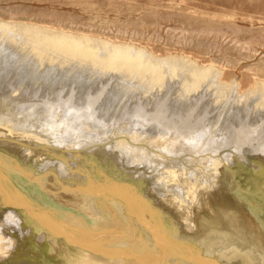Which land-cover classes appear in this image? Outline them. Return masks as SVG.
<instances>
[{"label": "rangeland", "instance_id": "1", "mask_svg": "<svg viewBox=\"0 0 264 264\" xmlns=\"http://www.w3.org/2000/svg\"><path fill=\"white\" fill-rule=\"evenodd\" d=\"M29 28L88 41L102 57L115 48L131 50L135 55L141 52V64L149 71L152 64L159 68L161 82L154 81L150 72L139 75L132 71L129 76L121 71L122 67L98 68L88 60L84 63L82 58L65 57L53 49L47 52L49 63L42 64ZM62 56L66 58L64 67ZM196 69H209V73L194 89L192 75ZM209 131L217 133L210 141L213 149L209 146L208 154L198 155L194 139ZM115 144L119 148L121 144L139 147L148 162L144 166L130 163L119 148L113 155ZM1 154L5 160L9 157V162L17 160L33 169L52 155L69 164L88 167L93 171V181H102L93 182L94 188L81 195L74 192L77 197L72 200L56 196L53 204L62 208L57 212H70L68 218L79 226L90 217L109 227L116 215L132 222L139 220L141 228L155 224L153 229L161 230L164 226L165 241L153 256L150 244L143 239L134 242L131 249L119 243L106 244L107 249L92 245L80 252L73 245H65L37 220L28 221V216L43 204L32 203L23 195L17 198L25 191L14 186L8 190L11 195L2 194L5 201L0 199V264H186L187 260L192 264H264V0H0V157ZM106 154L112 157H104ZM6 163L0 166V179L5 182L9 174L4 169ZM107 169L112 172L107 173ZM42 172H56V166ZM113 172L124 181L116 179ZM76 174L80 178H68L70 186L84 187V173L78 168ZM17 175H12L9 182L18 181L21 177ZM139 175L141 180H135ZM1 180L0 190L4 183ZM122 181H126L125 185ZM53 185L48 181L45 188ZM115 186L117 192L127 194L131 186L134 192L125 194L130 200L123 210L114 208L106 213L95 201H99V192L114 193ZM139 197L146 201L141 202ZM152 200L162 205L169 203L170 208L166 207V215L155 214L148 225L139 207ZM28 202L37 206H29L31 212L27 214ZM205 203L221 206L224 221L220 219L218 224L235 229L225 242L212 230L196 225L199 207ZM84 227L91 235H98L90 226ZM149 228L148 231L152 229ZM32 231L34 235L26 240ZM169 244L181 249L180 255L173 256ZM251 247H255L254 251Z\"/></svg>", "mask_w": 264, "mask_h": 264}, {"label": "bare ground", "instance_id": "2", "mask_svg": "<svg viewBox=\"0 0 264 264\" xmlns=\"http://www.w3.org/2000/svg\"><path fill=\"white\" fill-rule=\"evenodd\" d=\"M4 24V23H3ZM6 25V24H5ZM16 26V25H15ZM4 27V26H3ZM24 29H25V27H24ZM8 30V29H7ZM5 31V30H4ZM20 31V30H19ZM27 31L28 32H31L29 35L31 36V38H33V43L34 44H37L38 45V47H37V45L35 46L36 48H35V52H37L36 53V55L39 57V59H40V61H41V63L42 64H44L45 62H48L49 63V61L51 60V57H50V55L49 54H47V52L50 50V49H53L52 51H54V50H57V51H59V53L62 55L63 54V56H65L66 57V55H67V57L69 56H72V57H75V58H82V59H84V60H86V62H84V63H87V60L92 64V65H94V66H98V68L100 67V66H105V68H109V67H122V69H121V71H123V73H129V74H127V75H131V74H133L134 72H132V71H137V73L139 74V75H142V74H144V73H147V72H150V73H152V74H154L153 76H154V81H159V80H161L160 78H162V76L163 75H161V71L159 70V68H155V67H153V64H152V69L149 71L143 64V62H142V60L140 59L141 57H140V55L139 54H141V52L140 53H137L136 55L135 54H133L132 52H130V51H127L126 49H117V48H115V49H112V50H108V52H107V50H106V54H104V56L102 57V56H100L96 51H95V48L93 47V46H91L89 43H88V41H82L81 39H78V38H75V37H73V36H68V35H66V34H63V33H58V34H56V33H53V34H49V32H45V31H43V32H41L40 30H38V29H36V28H29V29H27ZM33 31V32H32ZM27 33V32H26ZM40 33H42L41 35H40ZM52 33V32H51ZM5 34V33H4ZM20 35V34H19ZM21 36V35H20ZM8 37V36H7ZM11 37V36H10ZM14 38V37H13ZM15 39V38H14ZM84 40V39H83ZM10 41V40H9ZM8 40L6 41L7 43L9 42ZM98 41V40H97ZM11 42V41H10ZM93 42V40L91 41V43ZM95 42V41H94ZM20 43V42H19ZM38 43H40V44H38ZM99 43V42H98ZM42 44V45H41ZM96 43H94V45H95ZM105 44V43H104ZM23 45V44H22ZM102 45V44H101ZM33 46V45H32ZM107 46V45H106ZM19 47V46H18ZM17 47V48H18ZM21 47H23V46H21ZM25 47V46H24ZM46 47V48H45ZM96 47V46H95ZM98 47V46H97ZM109 47V46H108ZM114 47H116V46H114ZM118 47V46H117ZM25 48H27V45H26V47ZM40 50H39V49ZM107 48V47H106ZM110 48V47H109ZM126 48V47H125ZM128 48V47H127ZM131 49H132V47H130ZM20 49V48H19ZM37 49V50H36ZM108 49V48H107ZM111 49V48H110ZM6 50H9V49H6ZM21 50V49H20ZM31 50V49H30ZM134 50V49H133ZM132 50V51H133ZM16 51V50H15ZM25 51H26V49H25ZM32 51H33V49H32ZM51 51V52H52ZM140 50H138L137 52H139ZM24 52V51H23ZM22 52V53H23ZM28 52H29V50H28ZM51 52H49V53H51ZM132 53V54H130V53ZM20 53V52H19ZM27 53V52H26ZM53 53V52H52ZM51 53V54H52ZM55 53V52H54ZM136 53V52H135ZM21 54V53H20ZM25 54V53H24ZM24 54H21V55H24ZM27 54H29V53H27ZM32 54V53H31ZM35 54V53H34ZM15 55V54H14ZM60 55V56H61ZM103 55V54H102ZM9 56V55H8ZM18 56V55H17ZM26 56V55H25ZM25 56H24V58H25ZM29 56V55H28ZM31 56V55H30ZM34 56L35 55H33V58H34ZM52 56H53V54H52ZM56 55H54V57H55ZM57 56H59L58 54H57ZM61 57L63 60H60V61H62V63L63 64H61V63H58L57 62V64H61L62 66L65 64V61H66V58L64 59V57ZM142 56H144V54H142ZM36 57V56H35ZM61 58H59V59H61ZM145 58V57H144ZM20 59V58H19ZM21 59H23V58H21ZM37 59V58H36ZM35 59V60H36ZM39 59H38V61H39ZM53 59V58H52ZM56 59V58H55ZM72 59H74V58H72ZM143 59V58H142ZM150 59V58H149ZM14 60V59H13ZM32 60V59H31ZM75 60V59H74ZM76 60H79V59H76ZM34 61V60H33ZM59 61V62H60ZM68 61H69V59H68ZM67 61V62H68ZM73 61V60H72ZM18 62V61H17ZM23 62H24V60H23ZM34 62H36V61H34ZM70 62V61H69ZM74 62V61H73ZM76 62V61H75ZM81 62V61H80ZM141 62L143 63V64H141ZM158 62V61H157ZM56 63V62H55ZM150 63V62H149ZM160 63V62H159ZM30 64V63H29ZM46 64V63H45ZM52 64H54L53 63V61H52ZM68 64V63H67ZM81 65H83V63L81 62L80 63ZM155 64V63H154ZM35 65V64H34ZM66 65V64H65ZM73 65V64H72ZM79 65V63H77V66ZM90 65V64H89ZM161 65V64H160ZM159 65V66H160ZM33 66V65H32ZM38 66V65H37ZM49 66H50V64H49ZM52 66V65H51ZM61 66V67H62ZM68 66V65H67ZM80 66V65H79ZM84 66V65H83ZM82 66V67H83ZM147 66V65H146ZM14 67V66H13ZM16 67V66H15ZM41 67V66H40ZM52 67H54V65L52 66ZM51 67V68H52ZM58 67V65L56 66V68ZM60 67V66H59ZM58 67V68H59ZM64 67V66H63ZM66 67V66H65ZM69 67V66H68ZM73 67H74V65H73ZM76 67V66H75ZM81 67V66H80ZM87 67V66H86ZM148 67V66H147ZM28 68V67H27ZM33 68V67H32ZM38 68V67H37ZM42 68V67H41ZM46 68V67H45ZM67 68V67H66ZM65 68V69H66ZM79 68V67H78ZM90 68V67H89ZM89 68H88V70H89ZM91 68L93 69V67L91 66ZM97 68V69H98ZM161 68V67H160ZM31 69V68H30ZM39 69V68H38ZM44 69V68H43ZM63 69V68H62ZM74 69V68H73ZM77 69V68H76ZM81 69V68H80ZM82 69H84V68H82ZM91 69V70H92ZM95 69V68H94ZM101 69V68H100ZM111 69V68H110ZM195 69V68H194ZM37 70V69H36ZM35 70V71H36ZM51 70H53V68L51 69ZM59 70V69H58ZM67 70V69H66ZM101 70H104V69H101ZM34 71V70H33ZM61 71V70H60ZM69 71H71L70 70V68H69ZM75 71V70H74ZM79 70H77V72H78ZM90 71V70H89ZM160 71V72H159ZM194 71V74L192 75V76H194L193 78H195V84L193 85V88L195 89V88H197L198 87V85H199V83H200V81L203 79V77L205 76V73L207 74V72L209 73V69H201V71H197V69L196 70H193ZM36 72H38V71H36ZM40 72V71H39ZM64 72H65V70H64ZM76 72V71H75ZM74 72V73H75ZM79 72H81V71H79ZM99 72V71H98ZM109 72H111V70L109 71ZM58 73V72H57ZM68 73V72H67ZM92 72H90V74H91ZM116 73V72H115ZM191 73V72H190ZM213 73V72H212ZM33 74V73H32ZM35 74V73H34ZM71 75L73 74V72L72 73H70ZM118 74H119V71H118ZM28 75V74H27ZM42 75V74H41ZM64 75H66V74H64ZM105 75V74H104ZM126 75V76H127ZM139 75H137V76H139ZM146 75H148V73L146 74ZM145 75V76H146ZM188 75V74H187ZM209 75V74H208ZM215 75H217V72L215 73ZM59 76V75H58ZM88 76V75H87ZM148 77H150V76H148ZM217 77V76H216ZM30 78V77H29ZM125 78V77H124ZM131 78V77H130ZM139 78V77H138ZM147 78V77H146ZM145 78V79H146ZM153 78V77H152ZM187 78V77H186ZM207 78V77H206ZM28 79V78H27ZM54 79V78H53ZM71 79V78H70ZM126 79V78H125ZM144 79V78H143ZM144 79V80H145ZM138 80V79H137ZM147 80V79H146ZM163 80H164V77H163ZM194 80V79H193ZM218 80V79H217ZM59 81V80H58ZM141 81V80H140ZM150 81H152V79L150 80ZM143 82V81H142ZM153 82V81H152ZM159 82H161V81H159ZM21 83V82H20ZM156 83V82H155ZM154 83V84H155ZM58 84V83H57ZM136 84V83H135ZM147 84V83H146ZM145 84V85H146ZM151 84V83H150ZM158 84H160V83H158ZM156 85V84H155ZM148 86V85H147ZM220 86V85H219ZM143 87V86H142ZM260 87V86H259ZM192 88V89H193ZM147 89V88H146ZM122 90V89H121ZM257 90V89H256ZM260 91H262V90H260ZM122 94V93H121ZM121 129V128H120ZM120 131H122V130H120ZM119 131V132H120ZM136 131V130H135ZM117 132V131H116ZM131 132H133V131H131ZM122 133V132H121ZM138 133V132H137ZM136 133V134H137ZM141 133V132H140ZM129 134V133H128ZM139 134V133H138ZM137 134V135H138ZM205 134V133H204ZM217 134V133H216ZM215 131L214 132H208L207 133V135L205 134V135H199L196 139H194L195 141V144H194V150L195 151H197V154L198 155H203L208 149H209V146L212 148V146L210 145L211 143H210V141H212L213 139H215ZM136 135V136H137ZM118 136V135H117ZM122 136H123V134H122ZM131 138L133 137L132 135L130 136ZM129 137V138H130ZM125 138V137H124ZM116 140V139H115ZM143 140V139H142ZM191 140V139H190ZM117 141V140H116ZM139 141V140H138ZM148 141V140H147ZM122 142V141H121ZM131 142V141H130ZM144 142V141H143ZM158 142H159V140H158ZM216 143V142H215ZM117 144V143H116ZM115 144V145H116ZM193 144V143H192ZM213 144V143H212ZM143 145V144H142ZM214 145V144H213ZM146 146V145H145ZM113 147V146H112ZM120 146L118 145H116V146H114L113 147V149L110 147V149H112L111 150V153L113 154V155H115L116 156V154H115V152H116V149L117 150H121L122 149V151H123V154L127 157V160H128V162H130V163H133L134 161H135V163H137L138 165L140 164V165H142V164H145V163H147L148 162V160H147V158H145L146 157V155L144 156L143 154H142V151L140 150V148L139 147H128V146H126V145H122L121 144V148H119ZM119 148V149H118ZM139 148V149H138ZM143 148V147H142ZM181 148V147H180ZM210 148V149H211ZM183 149H185V147L183 148ZM189 149V148H188ZM191 149H193V148H191ZM213 149V148H212ZM211 149V150H212ZM215 150V149H214ZM191 151V150H190ZM216 151V150H215ZM108 152V151H107ZM193 152V151H192ZM191 152V153H192ZM110 153V154H111ZM122 153V152H121ZM145 153V152H144ZM195 153V152H194ZM9 154V153H8ZM196 154V153H195ZM206 154H208L207 152L205 153V155ZM215 154V153H214ZM3 154H1V157H0V166L2 167V165H5V163H6V167H4V169L6 170V171H8L9 172V174H8V172L5 174V175H7L8 174V176H6V182L5 181H2L1 179V181L2 182H4L3 183V185H2V190H0V191H3V192H0V194H1V197H0V199L2 198V194H3V196H4V193L5 194H8V193H10V195H11V191L10 192H8V190H12L13 188H11V187H19L18 189L20 190V191H25V194H22L20 191V195L18 194V196H17V198H19V197H21V195H23V196H26V198H28L32 203H37V204H43L39 209L40 210H38V209H36V210H38L37 212H35V213H31L30 214V216H28L29 218H28V221H31L30 219H35V220H37L38 221V223L39 224H43V226L45 227V228H47L49 231L51 230V231H54L55 233H56V236L57 237H59V238H61V240L63 239V242H64V244L65 245H73L74 246V248H76V249H78L80 252H82L85 248H89V247H91L92 245H97V246H100V247H102V248H104V249H107L106 248V244H114V245H116V244H119L120 243V245H124V246H126V247H128V248H132L133 247V244H134V242H136L137 240H139V239H143V240H145L147 243H149L150 244V253H151V255L153 256V255H155V253H157V250H158V248L157 247H159V244L161 243V242H163V241H165L164 240V231L162 230L163 228H165L164 226L161 228V230H155V229H153V225H155V224H153V225H151V226H149V227H147V226H142L143 228H141L140 227V225L141 224H139L138 222H139V220H137L138 222H132V221H129V219H124V218H120L119 216H117L116 215V220H114V222H112L111 223V225L109 226V227H107V226H103L104 224H99L98 222H99V220H98V222H97V220L96 221H93V219L92 218H90L89 217V219L88 218H86V220H85V223H80V226L79 225H75L73 222H72V220H71V218H70V216H69V218H68V215H70V212H69V214L68 215H66L67 213H65V214H60L59 212H57L58 211V208H60V209H62L59 205H56V207L54 206V204H53V199H55L56 198V196L58 197V196H63L64 198L65 197H67L68 199H71V198H73V197H77V193H80V195H81V193L83 194L84 192H86L85 190H87V191H89V189H92V188H94V186L92 185L93 184V182H100V181H102V180H94L93 181V176H94V174H93V171H89V169H88V167H85L84 165H80V166H78V164H76V163H74V164H69L67 161L66 162H64V161H62L60 158H59V156H50V157H47L46 158V161H44V163L42 164V165H40V166H37L36 168L37 169H33V168H29V166L27 167V166H23L22 164H20V162L19 161H17V160H14L13 161V159L11 160L12 162H9L8 161V156H10L11 158L13 157V156H11V155H6V157H8V158H6L7 160H5V158H4V156H2ZM121 155V154H120ZM114 156V157H115ZM122 156V155H121ZM213 156V155H212ZM104 157H112V156H107V154H106V156H104ZM154 157V156H153ZM14 158V157H13ZM149 158V157H148ZM204 158V157H203ZM221 158V157H220ZM106 159V161L107 160H109V158H104V160ZM113 159V158H112ZM111 159V160H112ZM114 159H116V158H114ZM114 159L112 160L113 162H116V164H119L120 163V161L118 162V161H114ZM34 160V159H33ZM32 160V161H33ZM101 160V159H100ZM226 160H227V158H226ZM225 160V161H226ZM232 160V159H231ZM197 161V160H196ZM205 161H207V160H205ZM213 161V160H212ZM233 161V160H232ZM232 161H229V162H232ZM110 162V161H109ZM113 162H112V164H113ZM200 162V161H199ZM208 162V161H207ZM228 162V163H229ZM13 163V164H12ZM206 163V162H205ZM93 164V163H92ZM104 164V163H103ZM126 164V163H125ZM207 164V163H206ZM224 164V163H223ZM230 164V163H229ZM233 164V163H232ZM97 165V164H96ZM105 165H106V163H105ZM50 166H56V172H51V173H43L42 171H44V170H46V169H48ZM87 166H89V165H87ZM91 166V165H90ZM89 166V167H90ZM93 166V165H92ZM108 166V165H107ZM106 166V167H107ZM113 166V165H112ZM142 166H144V165H142ZM147 166H148V164H147ZM225 166V165H224ZM232 166V165H231ZM100 167V166H99ZM103 167H105L104 165H103ZM110 167H111V164H110ZM114 167V166H113ZM116 167V166H115ZM150 167V166H149ZM158 167V166H157ZM78 168H79V172H81V173H84V175H85V179L86 180H84L85 181V186L84 187H73L72 185L70 186V184H69V180H68V178H72V177H78V178H80V176H78V174H76V175H74V172L76 171V170H78ZM95 168H97V167H95ZM101 168V167H100ZM92 169V168H91ZM108 169H109V166H108ZM107 169V173H108V171H110V170H108ZM110 169H112V168H110ZM114 169V168H113ZM113 169H112V171H113ZM2 170V169H1ZM102 171L101 172H103V168L101 169ZM124 170V169H123ZM74 171V172H73ZM97 171V170H96ZM112 171H110V172H112ZM115 171V170H114ZM3 172H4V170H3ZM3 172H2V174H3ZM99 172V171H98ZM135 172V171H134ZM203 172V171H202ZM97 173V172H96ZM115 173L116 172H113V174H114V177H117L118 175H119V173L117 174V176H115ZM123 173V172H122ZM121 172H120V174H122ZM129 173V172H128ZM132 173V172H131ZM130 173V174H131ZM16 175V174H18L21 178H17L18 179V181H14L15 183H13L12 181L11 182H9V179H11V176L12 175ZM129 174V175H130ZM4 175V174H3ZM17 175V176H18ZM96 175V174H95ZM99 175H101V174H99ZM98 174H97V176H99ZM103 175V174H102ZM106 175V174H105ZM110 175H111V173H110ZM129 175H128V177H129ZM138 175V174H137ZM229 175H230V173H229ZM107 176V175H106ZM125 176V175H124ZM132 176V175H131ZM133 176H136V175H133ZM5 177V176H4ZM100 177V176H99ZM98 177V178H99ZM103 178H104V175L102 176ZM102 177H100V178H102ZM127 177V176H126ZM97 178V177H96ZM99 178V179H100ZM108 178H109V176H108ZM111 178H113V175H111ZM111 178H109V179H111ZM125 178V177H124ZM134 178L135 177H133V180H134ZM138 178H140V175H139V177H137L135 180H137ZM232 178V177H231ZM3 179V178H2ZM12 179H13V176H12ZM16 179V180H17ZM105 179V178H104ZM116 179H118V177L116 178ZM121 179L123 180V178H122V176H121ZM121 179H118V180H120V182H121ZM129 179V178H128ZM131 179V178H130ZM106 180H107V178H106ZM105 180V181H106ZM113 181H114V179H112ZM112 180H110L111 182H112ZM125 180H126V178H125ZM132 180V182H134ZM139 180H141V178L139 179ZM159 180V179H158ZM233 180V179H232ZM48 181H51V182H53V187H51L50 189H47V188H45V186H46V184L48 183ZM75 181H76V179H75ZM78 181V180H77ZM124 181V180H123ZM122 181V182H123ZM130 181V180H129ZM80 182V181H79ZM95 182V183H96ZM109 182V181H108ZM126 182V181H125ZM125 182H123L124 183V185H125ZM136 182V181H135ZM143 182V181H142ZM1 183V182H0ZM102 183V182H101ZM101 183H99L98 184V186L101 184ZM104 183V182H103ZM114 182H112L111 184H113ZM116 183H117V181H116ZM115 183V184H116ZM119 183V182H118ZM128 183V182H127ZM138 183V182H137ZM97 184V183H96ZM110 184V186H112V187H114V184L113 185H111ZM122 184V183H121ZM133 184V183H132ZM136 184V183H135ZM232 184V183H231ZM103 185V184H102ZM118 185V184H117ZM128 185V184H127ZM131 185V184H130ZM141 185V184H140ZM142 185H143V183H142ZM146 185H148V184H146ZM145 185V186H146ZM154 185V184H153ZM159 185H160V183H159ZM158 185V188L160 187ZM164 185V184H163ZM93 186V187H92ZM119 186H120V183H119ZM129 186V185H128ZM133 186V185H132ZM132 186H131V188H129V190L130 191H132V192H134L133 191V189H132ZM149 186V185H148ZM48 187V186H47ZM92 187V188H91ZM105 187V186H104ZM121 187V186H120ZM120 187H118L119 189H121ZM123 187H126V186H123ZM135 187H136V185H135ZM134 186H133V188H134V190L136 189ZM139 187V186H138ZM147 187V186H146ZM151 187V186H150ZM162 187V186H161ZM235 187V186H234ZM49 188V187H48ZM100 188H101V186H100ZM115 188H116V186H115ZM143 188H145V187H143ZM154 188V187H153ZM102 189H103V187H102ZM102 189H101V192H103L102 191ZM105 189V188H104ZM103 189V190H104ZM124 188H122V190H123ZM126 189V188H125ZM125 189L123 190V191H125ZM139 189V188H138ZM142 189V188H141ZM147 189V188H146ZM150 189V188H149ZM157 189V188H156ZM164 189H165V186H164ZM163 189V190H164ZM33 191L32 193H30V192H28V191ZM98 190V189H97ZM100 190V189H99ZM127 190V189H126ZM140 190V189H139ZM143 190V189H142ZM151 190V189H150ZM161 190V189H160ZM16 191V190H15ZM96 191V190H95ZM95 191H94V193H95ZM105 191H107V189L105 190ZM108 191H110V190H108ZM130 191H128V192H130ZM136 192H138L137 190H135ZM157 191H158V189H157ZM14 192V191H13ZM18 192V191H17ZM77 194H75V193ZM98 192V191H97ZM111 192H112V189H111ZM128 192H127V194H128ZM140 192H141V190H140ZM140 192H139V194H140ZM146 192V191H145ZM148 192V191H147ZM146 192V193H147ZM159 192V191H158ZM163 192V191H162ZM24 193V192H23ZM67 193V194H66ZM68 193H70V194H68ZM90 193V192H89ZM89 193H87V194H89ZM91 193H93V191L91 192ZM109 193V192H108ZM105 194V193H100L99 192V201H95V202H97V203H95L96 205H100V206H103L104 207V210L106 211V213H108V211H112L114 208H118V209H121V210H123L124 208H125V206L127 205V202L129 203V201L127 200V199H129V197L127 198V197H125V194L122 192V191H120L119 192V190H118V192H117V188H116V190L114 191V193H109V194ZM131 193V192H130ZM145 193V197H147L148 196V193L146 194ZM151 193V192H150ZM16 194V193H15ZM75 194V195H74ZM96 194V193H95ZM126 194V195H127ZM131 194H133V193H131ZM139 194H136V195H139ZM158 194H161V192L160 193H158ZM10 195H8V196H10ZM97 195V194H96ZM92 196V195H91ZM128 196V195H127ZM141 197H142V195H140ZM154 196H156V195H154ZM93 197H94V195H93ZM92 197V198H93ZM136 197V196H135ZM144 197V196H143ZM9 198V197H8ZM10 198H11V196H10ZM9 198V199H10ZM16 198V197H15ZM60 198V197H59ZM95 198V197H94ZM136 198H138V197H136ZM140 198V197H139ZM148 198V197H147ZM146 198V199H147ZM3 199V198H2ZM12 199V198H11ZM14 199V198H13ZM21 199V198H20ZM57 199V198H56ZM76 199V198H75ZM96 199V198H95ZM95 199H92V200H95ZM141 199V198H140ZM140 199H138V203H139V201H140ZM144 199V198H143ZM151 199V198H150ZM4 200V199H3ZM21 200H23V199H21ZM72 200V199H71ZM130 200V199H129ZM132 200H133V196H132ZM142 200V199H141ZM148 200V199H147ZM5 201V200H4ZM10 200H7L6 202H9ZM15 201H17V200H15ZM14 201V202H15ZM56 201V200H55ZM90 201V200H89ZM143 201H146V200H142L141 202H143ZM149 201H151V200H149ZM144 202V203H141L142 205H140V207H139V211H140V213H144L145 215H146V217L145 216H143V217H145L144 219H145V222L144 223H146L147 222V224L149 225V223L151 224V222L153 221V219L155 218V216L157 215V213H160V214H163V215H166V214H164L165 212H166V207H168V205H169V203H168V205L166 204V206H165V204L164 205H162V204H160V201L159 202H154L153 200V202ZM202 201V200H201ZM209 201V200H208ZM31 202H28L27 204H26V206H28V207H21L22 209H26V211H27V214H28V212L30 213L31 212V210L29 209V206H34V204H32ZM43 202V203H42ZM132 202V201H131ZM134 202H136L135 200H134ZM134 202H133V205H134ZM204 202H205V200H204ZM18 203H20V202H18ZM17 203V205H20V206H22V205H24L25 203H23V204H18ZM54 203H56V202H54ZM58 203V202H57ZM164 203V202H163ZM173 203V202H172ZM132 204V203H131ZM136 204H137V202H136ZM8 205V204H7ZM10 205V204H9ZM11 205H13L12 203H11ZM15 205H16V203H15ZM68 205V204H67ZM129 205V204H128ZM172 205V204H171ZM174 205V204H173ZM19 206V207H20ZM37 205L35 204V206L34 207H36ZM39 206V205H38ZM137 206V205H136ZM18 207V208H19ZM130 207H133L132 205L130 206ZM215 207V208H214ZM31 208V207H30ZM55 208V210H53ZM168 208H170V207H168ZM222 207L220 206H210L209 205V203H205L202 207H199V210H200V212L199 213H197V214H199V217L198 218H196V225H198V226H200V227H205V228H207L209 231H211L213 234L215 233L216 235H214V236H218L219 238H220V241L221 242H225L226 240H228V238H230V236H233L232 235V233H233V231L235 230L234 228H231V227H233V226H231V227H229V226H227V224H223V223H219L218 224V222L219 221H221L222 220V218H223V216H220V212L219 211H221L222 209H221ZM130 209V208H129ZM135 209V208H134ZM221 209V210H220ZM18 210H20V209H18ZM32 210H33V208H32ZM35 211V210H34ZM130 211H132V210H130ZM224 211V210H223ZM223 211H221V212H223ZM33 212V211H32ZM64 212V211H63ZM127 212V211H126ZM136 211L134 210V212L133 213H135ZM176 212H177V210H176ZM26 213V212H25ZM24 212H23V214H25ZM62 213V212H61ZM129 213V212H128ZM132 213V212H131ZM130 213V214H131ZM132 213V214H133ZM139 213V214H140ZM226 213V212H225ZM94 214V213H93ZM125 214H127V213H125ZM125 214H124V216H125ZM156 214V215H155ZM223 214V213H222ZM35 216V218L34 217H32V216ZM75 215V214H74ZM135 215H137V214H135ZM142 215V214H141ZM163 215H162V217H163ZM178 215H179V213H178ZM71 216H73V215H71ZM130 216V215H129ZM128 216V217H129ZM133 217H135L134 215H133ZM141 217V216H140ZM164 217H166V216H164ZM178 217V216H177ZM197 217V216H196ZM228 217V216H227ZM27 218V217H26ZM73 218V217H72ZM101 218V217H100ZM102 218H103V216H102ZM107 219H108V217H106ZM226 218V217H225ZM74 219H76V218H74ZM96 219V218H95ZM111 219V218H110ZM113 219V218H112ZM136 219V218H135ZM140 219H142V218H140ZM156 219H157V217H156ZM164 219V218H163ZM221 219V220H220ZM103 220V219H102ZM133 220V219H132ZM159 221L160 220H162V219H158ZM174 219H172V221H173ZM225 220H227V219H225ZM141 221V220H140ZM143 221V220H142ZM158 221V222H159ZM164 221V220H163ZM166 221H170V220H166ZM183 221V220H182ZM222 221H224V220H222ZM102 223H105L104 221H101ZM157 222V221H156ZM157 222V224H159ZM161 222V221H160ZM175 222H177V221H175ZM226 222V221H225ZM228 222V221H227ZM73 223V224H72ZM78 223V222H77ZM153 223H155V222H153ZM82 224H83V226L84 225H87V226H90L93 230H95V232L94 233H97L98 235H96V236H93V235H91L90 233L91 232H89V230L86 228V227H84L83 228V226H82ZM106 224V223H105ZM156 224V225H157ZM162 224V223H161ZM164 224V223H163ZM169 224H170V222H169ZM168 223L166 224V225H169ZM172 224V223H171ZM174 224V223H173ZM216 224H218V226H220L219 228H217L218 230H217V233H216V227H215V225ZM228 224H230V221L228 222ZM231 224H232V221H231ZM230 224V225H231ZM109 225V224H108ZM160 225V224H159ZM175 225H176V223H175ZM233 225V224H232ZM39 226H41V225H39ZM161 226V225H160ZM177 226V225H176ZM197 226V227H198ZM147 227V229L149 228V229H151L150 231H148L147 229H145ZM157 227H158V225H157ZM156 227V228H157ZM168 227V226H167ZM171 226H169V228H170ZM172 227H174V226H172ZM86 228V229H85ZM159 228V229H160ZM169 228L167 229V230H169ZM43 229V228H42ZM90 229V228H89ZM172 229V228H171ZM174 229V228H173ZM234 229V230H233ZM91 230V229H90ZM44 231V230H43ZM170 231V230H169ZM174 231V230H173ZM82 232H84V234L82 233ZM175 232V231H174ZM174 232H172V233H174ZM30 233V232H29ZM51 233H53V232H51ZM55 233H54V235H55ZM171 233V232H170ZM211 233V235H213ZM234 233H235V231H234ZM24 234V233H23ZM23 234H22V236H23ZM28 234V233H27ZM27 234H26V236H27ZM25 235V234H24ZM31 236L30 237H26V240H29V239H31V237L34 235V231H32L31 232V234H30ZM185 236V235H184ZM53 237V236H52ZM178 237V236H177ZM183 237V236H182ZM217 237V238H218ZM176 238V237H175ZM174 238V239H175ZM179 238V237H178ZM216 238V239H217ZM47 239V238H46ZM173 239V238H172ZM180 239V238H179ZM185 239H187V238H185ZM169 240H170V238H169ZM183 240V239H182ZM219 240V239H218ZM246 240V239H245ZM47 241V240H46ZM171 241V240H170ZM175 241V240H174ZM188 241V240H187ZM169 242V241H168ZM244 242V241H243ZM12 243V242H11ZM173 243V242H172ZM247 243H249V242H247ZM246 243V244H247ZM252 243V242H251ZM15 244V243H14ZM174 244V243H173ZM178 244V243H177ZM254 244V243H253ZM245 245V244H244ZM256 245V244H255ZM169 246L171 247V254L173 255V256H178V255H180V252H182L181 251V249H179L178 247H174L172 244H169ZM176 246V245H175ZM248 246H249V244H248ZM254 246V245H253ZM258 246V245H257ZM245 248H247V246H245ZM252 248V247H251ZM253 248H255V247H253ZM253 248L251 249V250H253ZM250 249V248H249ZM258 249V248H257ZM262 249V248H261ZM260 249V250H261ZM259 250V249H258ZM264 250V249H263ZM254 251V250H253ZM259 253V252H258ZM158 254V253H157ZM151 256V257H152ZM261 257V256H260ZM195 260V259H194ZM196 260H199V259H196ZM195 260V261H196ZM199 261H207V260H199ZM166 264H173V263H171V262H168V263H166ZM186 264H192V262L190 261V260H187V263ZM202 264V263H201ZM213 264V263H212Z\"/></svg>", "mask_w": 264, "mask_h": 264}]
</instances>
